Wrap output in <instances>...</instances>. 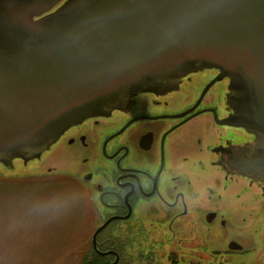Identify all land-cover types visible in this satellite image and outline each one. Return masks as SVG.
I'll return each instance as SVG.
<instances>
[{
    "label": "water",
    "instance_id": "1",
    "mask_svg": "<svg viewBox=\"0 0 264 264\" xmlns=\"http://www.w3.org/2000/svg\"><path fill=\"white\" fill-rule=\"evenodd\" d=\"M208 67L230 78L256 135L242 171L264 182V0H0V164L40 159L71 126Z\"/></svg>",
    "mask_w": 264,
    "mask_h": 264
},
{
    "label": "flooded vegetation",
    "instance_id": "2",
    "mask_svg": "<svg viewBox=\"0 0 264 264\" xmlns=\"http://www.w3.org/2000/svg\"><path fill=\"white\" fill-rule=\"evenodd\" d=\"M229 84L218 68L192 72L173 90L140 92L123 108L71 126L32 170L23 173L32 161L16 160L18 179L67 195L62 221L80 240L78 264L91 244L103 264L117 255L126 264L129 238L207 251L215 236L226 256L245 251L244 229L254 239L264 231V182L242 171L256 135L238 124ZM110 218L96 248L94 234ZM232 224L237 234L228 232Z\"/></svg>",
    "mask_w": 264,
    "mask_h": 264
},
{
    "label": "rangeland",
    "instance_id": "3",
    "mask_svg": "<svg viewBox=\"0 0 264 264\" xmlns=\"http://www.w3.org/2000/svg\"><path fill=\"white\" fill-rule=\"evenodd\" d=\"M38 163L32 161L23 173ZM15 164L18 166L17 161ZM15 168L9 170L0 165V264H78L76 250L80 240L69 233L70 228L62 221L61 200L62 196L67 199V195L34 178L18 179ZM234 226L228 232L237 234L240 229ZM245 231L247 228L242 233L247 234ZM242 233L238 235L246 246L245 251L226 256L219 253L225 242L215 236L207 238V251L197 246L192 250L129 238L124 242L127 250L124 257L130 261L125 263L264 264V231H258L257 239Z\"/></svg>",
    "mask_w": 264,
    "mask_h": 264
},
{
    "label": "trees",
    "instance_id": "4",
    "mask_svg": "<svg viewBox=\"0 0 264 264\" xmlns=\"http://www.w3.org/2000/svg\"><path fill=\"white\" fill-rule=\"evenodd\" d=\"M91 255L86 259L87 261H85V263L84 264H95L94 262H93V256H96L97 257V261H98V264H103L102 263V260H101V256L100 255H98V254H95V252L93 251V246H92V244H91ZM174 263V262H173ZM175 264V263H174ZM220 264H223V263H220Z\"/></svg>",
    "mask_w": 264,
    "mask_h": 264
}]
</instances>
